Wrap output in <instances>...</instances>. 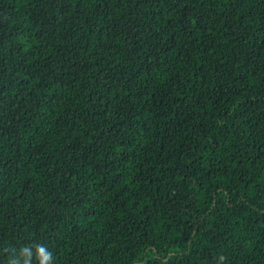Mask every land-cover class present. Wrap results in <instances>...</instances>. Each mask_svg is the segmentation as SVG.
<instances>
[{"label": "trees", "instance_id": "1", "mask_svg": "<svg viewBox=\"0 0 264 264\" xmlns=\"http://www.w3.org/2000/svg\"><path fill=\"white\" fill-rule=\"evenodd\" d=\"M0 264H264V0H0Z\"/></svg>", "mask_w": 264, "mask_h": 264}, {"label": "clouds", "instance_id": "2", "mask_svg": "<svg viewBox=\"0 0 264 264\" xmlns=\"http://www.w3.org/2000/svg\"><path fill=\"white\" fill-rule=\"evenodd\" d=\"M49 259H51V256L49 255Z\"/></svg>", "mask_w": 264, "mask_h": 264}]
</instances>
